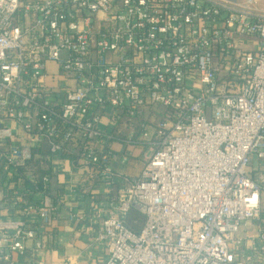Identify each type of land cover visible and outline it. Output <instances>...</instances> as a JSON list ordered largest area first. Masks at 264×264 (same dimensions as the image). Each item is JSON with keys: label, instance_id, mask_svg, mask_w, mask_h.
I'll use <instances>...</instances> for the list:
<instances>
[{"label": "built area", "instance_id": "2783aa9c", "mask_svg": "<svg viewBox=\"0 0 264 264\" xmlns=\"http://www.w3.org/2000/svg\"><path fill=\"white\" fill-rule=\"evenodd\" d=\"M113 141L150 154L99 213L101 264H264L261 0H0V174L23 213L0 218L1 261L47 246L32 166L69 158L111 187Z\"/></svg>", "mask_w": 264, "mask_h": 264}, {"label": "crops", "instance_id": "0c3cea01", "mask_svg": "<svg viewBox=\"0 0 264 264\" xmlns=\"http://www.w3.org/2000/svg\"><path fill=\"white\" fill-rule=\"evenodd\" d=\"M106 124L105 121L102 123L103 126ZM14 128L20 133L17 125ZM118 128L113 132L116 136L129 135L130 132L124 125ZM134 137L142 139L139 128H135ZM110 147L116 153V158L111 163L117 174L111 187L103 182H88L84 177L83 167L69 158H51L43 168L37 163L32 166L34 175H50L49 192L57 209L52 214L53 223L49 228L44 250L38 254H13L14 264L102 263L106 249L96 240L102 223L99 213L108 208L120 189L127 186L125 178L140 175L150 154L148 145L128 146L120 141H113ZM18 184L17 176L13 173L0 174V218L7 214L18 219L23 217L20 207V210L11 208L8 199L12 190L18 188ZM25 199L40 203L42 195L32 191L25 195ZM27 220L38 221L33 215ZM0 264L6 263L0 260Z\"/></svg>", "mask_w": 264, "mask_h": 264}, {"label": "trees", "instance_id": "16d2710c", "mask_svg": "<svg viewBox=\"0 0 264 264\" xmlns=\"http://www.w3.org/2000/svg\"><path fill=\"white\" fill-rule=\"evenodd\" d=\"M145 222V217L138 212L137 209H132L126 219V225L135 233H139Z\"/></svg>", "mask_w": 264, "mask_h": 264}, {"label": "rangeland", "instance_id": "374dc122", "mask_svg": "<svg viewBox=\"0 0 264 264\" xmlns=\"http://www.w3.org/2000/svg\"><path fill=\"white\" fill-rule=\"evenodd\" d=\"M261 5L264 7V0H261Z\"/></svg>", "mask_w": 264, "mask_h": 264}]
</instances>
